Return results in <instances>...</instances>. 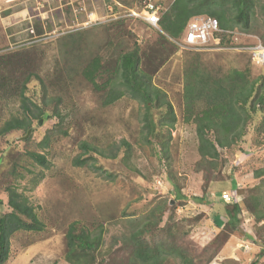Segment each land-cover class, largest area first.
<instances>
[{
    "label": "rangeland",
    "instance_id": "1",
    "mask_svg": "<svg viewBox=\"0 0 264 264\" xmlns=\"http://www.w3.org/2000/svg\"><path fill=\"white\" fill-rule=\"evenodd\" d=\"M17 1L20 4L13 6L15 1L0 0V54L20 50L25 56L27 65L17 77L22 82L33 72L26 89L29 106L44 109L51 117L34 119L29 134L18 130L0 136V213L9 210L7 188L12 185L45 223L42 231H18L12 236L5 264H70L66 233L75 221L91 229L104 227L96 264H129L134 250L128 243L132 223L159 203L165 210L161 216L155 214L159 221L155 231L143 235L149 241L174 235L195 264H264V219L258 221L246 204L256 195L264 196V176L255 175L264 167V133L259 130L263 110L258 107L240 140L219 148L218 164L211 168L199 153L197 125L185 121L184 102L185 70L194 58L212 76L234 69H249L252 79L264 73L247 51L234 47L256 38L264 42V0H255L250 31L238 25L232 28L250 38L231 36L221 45L224 48L207 50L181 49L162 30L149 26L138 16L146 0H84L85 10L76 13L72 0ZM26 6L35 8L31 21H16L9 15ZM131 9L138 15L120 17ZM46 11L49 17L43 19L39 14ZM41 21L44 24L37 25ZM42 25L43 33L38 34L36 28ZM137 45L140 67L167 94L162 98L171 101L176 114L174 126L158 127L157 137L144 127L143 102L126 94L106 106V90L97 91L82 74L92 56L102 54L105 62L97 79L103 84L113 75L118 55ZM57 111L61 116L54 115ZM166 112V104L154 108L156 122ZM24 113L18 99L0 98V127ZM84 142L104 150L106 156L86 152ZM30 152L44 154L48 164L38 163ZM114 153L116 157H111ZM90 154L101 169L74 164L77 157ZM210 172L213 180L207 183ZM235 201L242 207L240 221L229 227L224 242L220 233L224 228L217 226L214 214ZM165 264H182V259L174 252Z\"/></svg>",
    "mask_w": 264,
    "mask_h": 264
},
{
    "label": "trees",
    "instance_id": "2",
    "mask_svg": "<svg viewBox=\"0 0 264 264\" xmlns=\"http://www.w3.org/2000/svg\"><path fill=\"white\" fill-rule=\"evenodd\" d=\"M255 5V0H176L162 15L160 27L164 33L163 36L167 39H179L191 18L205 14L217 18L222 28L232 29L238 25L247 32L252 29ZM261 7L264 11V3ZM84 21L83 19L82 22ZM41 24L44 22L41 21L37 25L41 26ZM42 26V28H36L38 34L43 33L44 25ZM262 38L264 39V34ZM19 51L0 54V98L18 99L25 113L23 117L13 116L6 120L0 127V136L18 130L27 133L32 127L34 119H49L51 117V114H48L46 110L41 108L33 110L29 106L26 89L33 72H29L20 82L17 74L25 64L27 65L28 61ZM197 58L187 63L185 70V121L195 122L197 125L199 153L202 160L207 161L212 168L218 164L219 148H230L232 144L240 140L245 135L249 122L259 108L263 110L264 114V73L252 79L249 69H234L223 76H212L209 72L202 71ZM104 62L102 54L95 55L82 69L83 76L93 85L94 89L97 91L106 90L103 96L104 105H111L128 94L145 105L144 127L150 135L157 137L158 127L162 129L174 126L176 122L174 106L170 100L166 101L162 98V95L167 97V94L155 86L152 75L140 67L141 57L138 45L118 55L113 75L100 84L97 78ZM164 104L167 106V112L156 122L153 117V109L162 107ZM54 115L61 116L58 111ZM259 130L264 133V118ZM46 139L48 136L44 141ZM125 144L127 147L130 146L127 142ZM82 147L88 153L93 151L106 156L104 150H99L87 142H84ZM164 152L166 155V149ZM29 154L38 163L48 164L44 154L38 152ZM116 155L114 153L111 157H116ZM96 161L97 158L90 154L86 158L77 157L74 164L101 169ZM255 175L258 178L263 177L264 167L258 169ZM169 178L174 183L171 176ZM212 180L213 174L210 172L209 176H205V181L209 183ZM232 182L234 189L237 183L235 180ZM261 185L264 186V179L261 181ZM7 193L9 210L0 213V264L8 262L11 255V239L16 232L42 231L45 228V223L39 218L34 206L30 204L26 196L12 185L8 186ZM178 197H182V194L179 193ZM203 197L204 195L200 199H204ZM253 199L246 203L247 207L254 213L257 220L261 221L264 219V196L256 195ZM223 209L222 213H215L214 218L219 224L216 225L224 228L220 233H222L221 238H225L223 240L225 242L230 236L229 227L236 226L240 221L242 207L238 201H235L233 204H225ZM164 210L162 203H159L150 214L138 219V223H132L134 228L128 243L134 246V250L129 264H165L168 255L174 252L179 254L182 264H195L194 259L184 251L174 235L171 234V239H159L153 240V242L143 236L145 233L155 231L159 224L155 214L158 213L161 216ZM224 218H228V221L226 222ZM167 231L170 232L171 228ZM104 233L102 225L99 228L91 229L76 221L71 223L66 233L67 262L70 264H96L97 256L101 253V247L105 240ZM98 264H104V262Z\"/></svg>",
    "mask_w": 264,
    "mask_h": 264
},
{
    "label": "built area",
    "instance_id": "3",
    "mask_svg": "<svg viewBox=\"0 0 264 264\" xmlns=\"http://www.w3.org/2000/svg\"><path fill=\"white\" fill-rule=\"evenodd\" d=\"M176 0H146L145 5L140 15L134 10H129L130 13L120 17H132L140 16L149 26L158 28L160 30V21L162 15L172 6ZM72 4H75L74 12L85 10L83 6L84 0H72ZM94 12L89 15L90 21L93 19ZM85 22V23H84ZM83 23L89 25L90 22ZM241 34L243 37H249L246 33H239L233 29H225L220 26L219 20L210 15H197L191 18L186 26V29L179 39H171L181 49L188 50H207L209 48H224L221 46L223 41L227 38L238 40ZM235 35V36H233ZM245 41V40H244ZM220 46V47H218ZM236 49L241 51H247L252 59V62L259 65L264 69V42L260 38L254 39L252 42H238ZM224 197H228L229 194H223Z\"/></svg>",
    "mask_w": 264,
    "mask_h": 264
},
{
    "label": "crops",
    "instance_id": "4",
    "mask_svg": "<svg viewBox=\"0 0 264 264\" xmlns=\"http://www.w3.org/2000/svg\"><path fill=\"white\" fill-rule=\"evenodd\" d=\"M12 1H15L14 3H13V6L15 5H17V4H20V2L19 1H17V0H12ZM44 1V0H43ZM37 2L39 3L40 2V0H37ZM12 6V5H11ZM10 7V6H9ZM35 8H30V7H22V8H20V9H18V8H16L15 10H12L10 13H9V15L11 16V17H15L17 20L16 21H20V20H22V19H29L30 21H31V18L32 17H35L36 16V13H33V11L32 10H34ZM47 14V17H49V14H48V11H46L45 12V14H43L42 16H41V14H39L40 15V17H42L43 19H45V15Z\"/></svg>",
    "mask_w": 264,
    "mask_h": 264
},
{
    "label": "water",
    "instance_id": "5",
    "mask_svg": "<svg viewBox=\"0 0 264 264\" xmlns=\"http://www.w3.org/2000/svg\"><path fill=\"white\" fill-rule=\"evenodd\" d=\"M41 123V122H40ZM30 131H31V129L28 131V134L30 133ZM224 220L225 221H227L228 220V218H224Z\"/></svg>",
    "mask_w": 264,
    "mask_h": 264
}]
</instances>
